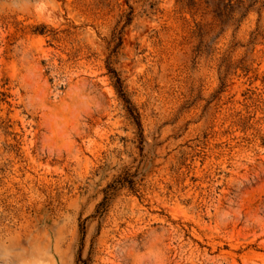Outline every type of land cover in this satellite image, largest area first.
<instances>
[{
  "label": "rangeland",
  "instance_id": "rangeland-1",
  "mask_svg": "<svg viewBox=\"0 0 264 264\" xmlns=\"http://www.w3.org/2000/svg\"><path fill=\"white\" fill-rule=\"evenodd\" d=\"M0 264H264V0H0Z\"/></svg>",
  "mask_w": 264,
  "mask_h": 264
},
{
  "label": "trees",
  "instance_id": "trees-1",
  "mask_svg": "<svg viewBox=\"0 0 264 264\" xmlns=\"http://www.w3.org/2000/svg\"><path fill=\"white\" fill-rule=\"evenodd\" d=\"M118 82H119V78H117Z\"/></svg>",
  "mask_w": 264,
  "mask_h": 264
}]
</instances>
